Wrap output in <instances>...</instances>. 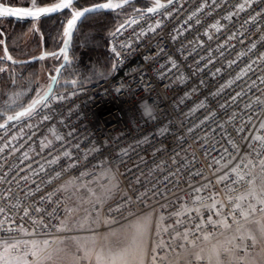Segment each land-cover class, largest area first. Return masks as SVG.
I'll return each instance as SVG.
<instances>
[{
    "label": "built area",
    "instance_id": "obj_1",
    "mask_svg": "<svg viewBox=\"0 0 264 264\" xmlns=\"http://www.w3.org/2000/svg\"><path fill=\"white\" fill-rule=\"evenodd\" d=\"M110 49L109 77L53 90L0 129V243L13 253L56 247L70 186L109 173L113 196L92 214L115 226L150 213L160 252L180 256L233 225L264 174V0H174Z\"/></svg>",
    "mask_w": 264,
    "mask_h": 264
},
{
    "label": "rangeland",
    "instance_id": "obj_2",
    "mask_svg": "<svg viewBox=\"0 0 264 264\" xmlns=\"http://www.w3.org/2000/svg\"><path fill=\"white\" fill-rule=\"evenodd\" d=\"M13 1L15 0H0V6L38 9L51 6L60 0L43 6H40L37 0H29V6L24 5L26 0H18L20 4H11ZM108 1L116 4L122 0ZM143 1H147L145 3L148 6L139 8L152 7L155 4L153 0ZM138 6L135 1L129 9ZM126 14L127 11L115 14L118 25L125 22ZM71 16L72 12L71 15L63 16L59 22L62 24L66 17ZM91 33L89 32L87 40L93 45ZM57 34L55 39L50 38L53 40L52 47L61 42L60 27ZM68 48H72L71 41ZM63 58L64 54H61L60 59L54 60L53 68ZM47 65L45 64L41 68V74L39 73L35 95L37 99L47 92L52 81V78L47 76ZM106 65H87L89 67H85L84 71H77L69 56L67 67L60 74L54 91L66 92L75 86L99 80L105 74ZM115 185L116 181L109 173L74 183L68 192L71 213L62 224L64 237L57 246L34 260L20 253H13L10 245L0 243V264H193L192 261L196 258L205 259L207 264H264V174L258 176L252 187L243 195L238 206L239 217L233 225L226 226L220 234L205 237L180 256L163 255L160 252L163 247L160 221L150 213L141 214L115 226H106L101 216L92 214L91 206L94 202L111 198ZM87 187L94 189L95 196L89 193ZM248 238L253 241L252 250L247 248ZM40 253L42 251L38 252Z\"/></svg>",
    "mask_w": 264,
    "mask_h": 264
},
{
    "label": "trees",
    "instance_id": "obj_3",
    "mask_svg": "<svg viewBox=\"0 0 264 264\" xmlns=\"http://www.w3.org/2000/svg\"><path fill=\"white\" fill-rule=\"evenodd\" d=\"M37 1L40 6H43L52 4L58 0ZM104 1L108 0H78L72 6V10H65L59 14L45 17L37 21H21L11 18L0 19V129L9 117H13L17 112L29 106L38 98L35 97V95L41 68L44 67L45 64H48L46 66L47 76L53 78L56 69L63 59L57 65L55 64L56 66L54 65V68L52 62L60 59L61 54L43 56L40 60L27 63H19L18 61L29 59L33 56L36 57L42 51L52 53L58 50L66 38L65 29L67 21L71 18L66 17L61 24L59 21L62 17L67 14L71 15L73 8L84 9L87 6ZM135 1L136 4L139 5L137 8L129 9L133 5L132 2L116 10H101L87 14L76 23L71 38L72 48L69 49V56L72 63L76 65L77 71L79 69L84 71L85 67L89 66L93 67L107 64L105 74L102 75L99 80L111 75L114 66V55L110 49L109 35H112L118 28L133 17L149 11L151 8H139L146 5L148 6V4L145 3L147 1ZM15 2L20 4L18 0L11 2V4H16ZM24 5L29 6L30 1L26 0ZM126 11L128 14H126L125 22L118 25V23H116L115 14ZM59 27L61 28L62 34L61 42L58 46L52 47L53 40L51 39L52 37L55 39V37L58 36L57 31ZM89 32H92L90 37L91 41L94 42L93 45H90L87 40L89 38ZM86 35L87 37H85ZM8 57H11V59H8ZM66 67L67 65L62 71ZM95 81L98 80L73 88L84 86Z\"/></svg>",
    "mask_w": 264,
    "mask_h": 264
},
{
    "label": "water",
    "instance_id": "obj_4",
    "mask_svg": "<svg viewBox=\"0 0 264 264\" xmlns=\"http://www.w3.org/2000/svg\"><path fill=\"white\" fill-rule=\"evenodd\" d=\"M78 0H73V5L77 2ZM135 0H122L121 2H119V4H121V7L119 8H122L132 2H134ZM155 2L154 6H152L150 9H155V11H158L162 8H164L165 6H167L169 3H170V0H159V3H161L162 5H164V7H161V8H156V2L157 0H153ZM174 1V0H171V2ZM61 0L57 3H60ZM55 3V4H57ZM105 3H109V1H104V2H100V3H96V4H93V5H90V6H87L85 7L84 9H90V11L84 13V15L82 17H80L77 22L82 19L83 17H85L87 14H90V13H94V12H97V11H101V10H116V9H119V8H111V9H107V8H97V7H94L95 5H98V4H105ZM54 5V4H53ZM51 5V6H53ZM72 5V6H73ZM51 6H48V7H51ZM6 8H19V7H6ZM47 8V7H45ZM20 9H24V8H20ZM84 9H82L81 11H83ZM30 10H33L35 11L36 9H30ZM65 10H72V7L69 8V9H60L58 10L57 12H54V13H41L40 15L38 16H12V15H6V16H0V19L1 18H11V19H15V20H21V21H36V20H40V19H43L45 17H49V16H52V15H56V14H59ZM74 10L72 11V14H73ZM154 12V11H152ZM72 19V16L71 18ZM69 19V20H70ZM76 22V23H77ZM76 25V24H75ZM75 25L73 26V28L71 29V34L66 36L62 46L52 52V53H46L43 51V53L41 55H38L36 57H32V58H29V59H24V60H20L18 61L19 63H27V62H31V61H37V60H40L43 58V56H48V55H58V54H64V58H63V61L61 62V64L58 66V68L56 69L55 71V74L52 78V81H51V84L47 90V92L42 96L40 97L39 99L35 100L32 104H30L29 106L23 108L22 110H20L19 112H17L13 117L12 119H8L4 124H3V127H6L8 126L10 123H12L13 121H15L17 118L25 115L26 113H28L29 111L33 110L40 102H42L46 97L49 96V94L55 89V86H56V83L58 81V78H59V75H60V72L62 71V69L67 65L68 61H69V43L71 41V38H72V35H73V30H74V27ZM67 28V26H66Z\"/></svg>",
    "mask_w": 264,
    "mask_h": 264
},
{
    "label": "snow or ice",
    "instance_id": "obj_5",
    "mask_svg": "<svg viewBox=\"0 0 264 264\" xmlns=\"http://www.w3.org/2000/svg\"><path fill=\"white\" fill-rule=\"evenodd\" d=\"M171 2V0H170ZM73 5V0H61L60 3L54 4L51 7L47 8H38L35 11L30 9H20V8H6L3 6H0V16H6V15H12V16H38L41 13H54L57 12L60 9H69ZM94 7L97 8H119L121 7V4L119 3H105V4H98ZM164 7L161 3H159V0L156 2V8ZM90 11V9H84L83 11H74L72 14V19L67 21V28L65 29V35L68 36L71 34V29L76 24L77 20L84 15V13ZM149 11H155V9H149ZM8 59H11V57H8ZM9 119H12V117H9ZM264 163V162H262Z\"/></svg>",
    "mask_w": 264,
    "mask_h": 264
},
{
    "label": "bare ground",
    "instance_id": "obj_6",
    "mask_svg": "<svg viewBox=\"0 0 264 264\" xmlns=\"http://www.w3.org/2000/svg\"><path fill=\"white\" fill-rule=\"evenodd\" d=\"M4 5V4H3Z\"/></svg>",
    "mask_w": 264,
    "mask_h": 264
}]
</instances>
